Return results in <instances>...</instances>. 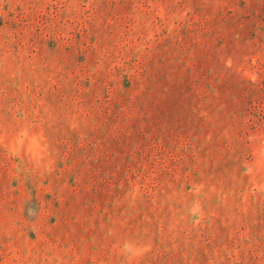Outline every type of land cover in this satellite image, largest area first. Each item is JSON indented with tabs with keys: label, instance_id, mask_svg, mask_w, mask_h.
<instances>
[{
	"label": "rangeland",
	"instance_id": "1",
	"mask_svg": "<svg viewBox=\"0 0 264 264\" xmlns=\"http://www.w3.org/2000/svg\"><path fill=\"white\" fill-rule=\"evenodd\" d=\"M0 264H264V0H0Z\"/></svg>",
	"mask_w": 264,
	"mask_h": 264
}]
</instances>
